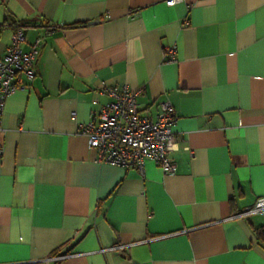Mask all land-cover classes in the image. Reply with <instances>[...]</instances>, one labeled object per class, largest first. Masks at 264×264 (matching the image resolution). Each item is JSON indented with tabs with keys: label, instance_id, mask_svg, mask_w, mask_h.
Masks as SVG:
<instances>
[{
	"label": "crops",
	"instance_id": "obj_1",
	"mask_svg": "<svg viewBox=\"0 0 264 264\" xmlns=\"http://www.w3.org/2000/svg\"><path fill=\"white\" fill-rule=\"evenodd\" d=\"M14 23L41 40L0 114V264H264V216L234 217L264 196V0H0V54ZM123 83L172 104L173 174L79 133Z\"/></svg>",
	"mask_w": 264,
	"mask_h": 264
},
{
	"label": "built area",
	"instance_id": "obj_2",
	"mask_svg": "<svg viewBox=\"0 0 264 264\" xmlns=\"http://www.w3.org/2000/svg\"><path fill=\"white\" fill-rule=\"evenodd\" d=\"M183 0H165L171 6ZM26 26L13 24L11 42L0 54V114L5 100L14 92L30 88L34 79L35 63L41 38H36L23 50L21 44L26 41ZM51 26L49 28L53 29ZM173 46L165 48L163 59L174 60ZM140 89L131 90L127 84L103 85L99 94L108 100L99 106L94 118L79 124V133L87 139L89 148L95 152L97 163H108L123 168H136L142 174L145 160L157 164L163 173L173 174L176 165L170 154L175 149L176 139L172 126L176 114L169 101L158 103L155 116L140 114L136 98ZM1 129V128H0ZM259 214L264 216V196L239 210L234 217H247ZM65 255H54V260Z\"/></svg>",
	"mask_w": 264,
	"mask_h": 264
},
{
	"label": "trees",
	"instance_id": "obj_3",
	"mask_svg": "<svg viewBox=\"0 0 264 264\" xmlns=\"http://www.w3.org/2000/svg\"><path fill=\"white\" fill-rule=\"evenodd\" d=\"M263 239H264V237H263Z\"/></svg>",
	"mask_w": 264,
	"mask_h": 264
}]
</instances>
